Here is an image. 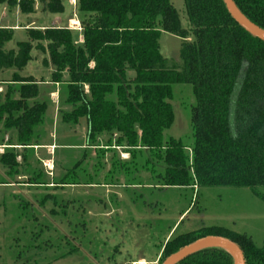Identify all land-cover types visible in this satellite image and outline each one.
<instances>
[{"label":"trees","instance_id":"trees-1","mask_svg":"<svg viewBox=\"0 0 264 264\" xmlns=\"http://www.w3.org/2000/svg\"><path fill=\"white\" fill-rule=\"evenodd\" d=\"M234 2L264 29V0ZM184 3L187 29L181 27L171 0H77L82 42L69 29H30L28 41L19 43L18 54H6L2 48L13 32L0 30V69H23L33 44L38 43L49 53L52 82L60 84L63 75H69L67 104L72 110L63 112V120L78 124L85 118L92 141L118 134V144L133 148L139 131L141 147L167 164L166 186L248 188L260 195L264 188V42L237 24L222 0ZM38 4L44 13H64L63 0H0V6L18 8L23 15L35 13ZM162 31L181 39L180 65L169 66L161 54ZM176 83L191 85L196 97L192 156L180 141L163 139L174 122L169 101ZM37 95L33 80H17L7 94H0V122L5 119L17 130L19 146L25 149L38 146L33 145L35 129L44 121L45 108L29 104ZM110 143L106 148L112 147ZM224 232L169 242L162 257L217 236L236 243L246 264H264V245L256 247L246 234ZM180 264L234 261L224 250L207 249Z\"/></svg>","mask_w":264,"mask_h":264},{"label":"rangeland","instance_id":"rangeland-1","mask_svg":"<svg viewBox=\"0 0 264 264\" xmlns=\"http://www.w3.org/2000/svg\"><path fill=\"white\" fill-rule=\"evenodd\" d=\"M171 2L181 27L189 28L184 0ZM63 3L58 15L39 4L31 15L0 6V30L13 32L3 52L17 55L30 29H69L82 42L77 0ZM181 43L162 31L160 50L169 66L181 64ZM51 77L49 53L38 43L23 69H0V94L17 80H33L38 95L29 104L45 108L36 147L19 146L17 130L0 122V264H163L169 242L224 231L264 245V188L257 195L248 188L166 186L167 164L141 147L139 131L130 148L118 144V134L92 141L85 118L65 122L63 112L72 110L69 75L60 84ZM172 92L174 122L163 139L180 141L192 156L195 93L181 83Z\"/></svg>","mask_w":264,"mask_h":264},{"label":"water","instance_id":"water-1","mask_svg":"<svg viewBox=\"0 0 264 264\" xmlns=\"http://www.w3.org/2000/svg\"><path fill=\"white\" fill-rule=\"evenodd\" d=\"M229 14L247 33L254 38L264 42V29L260 28L250 21L237 7L234 0H222ZM221 249L229 253L234 264H246L245 256L242 249L233 241L217 236H208L199 239L190 245L180 249L178 252L169 256L163 264H180L185 259L193 256L203 250Z\"/></svg>","mask_w":264,"mask_h":264},{"label":"bare ground","instance_id":"bare-ground-1","mask_svg":"<svg viewBox=\"0 0 264 264\" xmlns=\"http://www.w3.org/2000/svg\"><path fill=\"white\" fill-rule=\"evenodd\" d=\"M75 25V24H74ZM50 165V164H49ZM141 264H145L143 261L141 262Z\"/></svg>","mask_w":264,"mask_h":264},{"label":"crops","instance_id":"crops-1","mask_svg":"<svg viewBox=\"0 0 264 264\" xmlns=\"http://www.w3.org/2000/svg\"><path fill=\"white\" fill-rule=\"evenodd\" d=\"M145 263V261H143Z\"/></svg>","mask_w":264,"mask_h":264}]
</instances>
